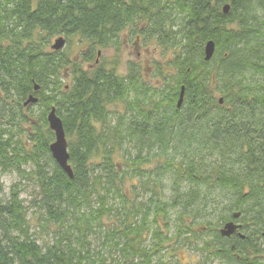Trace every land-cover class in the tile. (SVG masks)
<instances>
[{
	"label": "trees",
	"instance_id": "obj_1",
	"mask_svg": "<svg viewBox=\"0 0 264 264\" xmlns=\"http://www.w3.org/2000/svg\"><path fill=\"white\" fill-rule=\"evenodd\" d=\"M138 22L150 28H136V33L169 56L166 71L174 74H164L162 88H148L134 65L118 76L114 66L107 69L97 59L98 49H118L121 35L133 29L125 27ZM55 36L86 42L79 61H70L63 50H46ZM209 41L215 51L205 62ZM67 68L71 81L63 86L60 72ZM30 95L38 103L24 107ZM121 101L128 108L111 126L113 112L107 107ZM36 105L42 113L35 127L24 111ZM51 107L62 121L71 180L48 150L54 140L46 122ZM22 124L31 131L26 133ZM123 138L135 141L138 152L135 157L124 152L121 166L113 153ZM143 150L165 159L157 180L174 169L178 180L196 187L213 178L234 196L228 217L220 221L239 212L247 224L246 240L231 250L217 231V246L205 244L207 253L214 250L225 264H264L257 258L264 253V244L257 242L264 240V0H0V264H152L166 238L154 231L157 243L144 247L145 219L139 226L141 217L129 221L140 212L127 211L119 228L100 230L104 216L113 210L119 215V208L108 206L111 197L126 205L124 177L130 172L139 176V166L148 161ZM210 157L216 166L203 180L202 160ZM25 166L37 179L45 221L57 224L51 244H38L29 234L17 186L4 197L1 175L22 173ZM141 184L146 189L151 183ZM185 196V207L200 198L196 189ZM160 205L154 219L165 215L167 205ZM143 209L145 217L150 208ZM191 230L178 228L175 235ZM96 234L106 253L118 255L112 263H106L102 251L91 250L88 239Z\"/></svg>",
	"mask_w": 264,
	"mask_h": 264
},
{
	"label": "rangeland",
	"instance_id": "obj_2",
	"mask_svg": "<svg viewBox=\"0 0 264 264\" xmlns=\"http://www.w3.org/2000/svg\"><path fill=\"white\" fill-rule=\"evenodd\" d=\"M137 30L136 28L126 30L119 38L120 46L118 49L112 47L98 49L96 53L100 52L99 60L107 69H112L114 66L118 76H125L129 66L134 65L139 68L142 81L148 88H162L164 87V74L166 72L174 74V71L170 68H167L166 71L165 61L169 56L167 54L163 57L160 49L153 44V41H145L139 33H136ZM137 35L140 36V41L135 47L134 42ZM57 38L58 36H55L47 40L48 46L46 50L51 51L50 46ZM65 40L66 44L63 51L68 55L70 61H79V54L87 48L86 42L80 43L77 36L70 39L65 38ZM87 67V63L82 64L83 70L87 69ZM158 68H161L163 74L158 72ZM60 79L63 86L69 85L71 81L70 69L67 68L61 71ZM218 97L217 94L216 98ZM125 101L116 102L112 106L107 107L109 113L113 112V114L109 115L111 126H114L119 121L118 118L126 113L128 106ZM29 108L30 111H24V114L34 120L32 125L36 127L37 123L39 125L42 109L38 105L30 106ZM22 128H26V133L31 131V128L29 129L24 124H22ZM20 135L21 133L18 134V137ZM24 138L26 139V136ZM122 141L123 146L121 149L115 150L113 160L124 166V161L126 160L123 155L124 152L131 157H135L138 151L134 147L136 146L135 141L129 142L125 138ZM143 155L148 156V161L146 164L139 166V176H133V172H130L129 175L124 177L125 182L122 187L123 190L127 191L125 195L126 205H122L121 200L117 197H111L108 206L119 208V215L116 216V211L113 210L110 215L104 216L101 220L102 227L100 230L107 231L113 227L115 229L119 228L120 224L123 223L127 211L132 212V214L140 212L138 217L129 218V221L132 223L141 217L142 219H139L141 221L138 220L140 222L139 226L143 218L145 219V225L149 229L143 233L142 245L150 248L153 244L157 243L154 231H158L162 237L166 238L162 240L161 249H158L154 254L152 264H158L160 261L162 264H225L223 260H220L221 258L214 257V250L208 249L209 252L207 253L205 246L211 245L210 247L216 248L217 243L214 233L219 231L225 224L220 220L221 218L226 219L228 217V209L233 207L235 201L234 196L230 195L228 189H220L213 178L207 184L203 183L196 187H194L193 183L178 180L174 169L168 172V175L158 177L157 180L156 175L161 174L162 171H158L157 169L164 164V157L162 154L159 155V153L155 152L148 154L145 150H143ZM216 162L215 157L202 160L203 165L200 169L203 173H199V177L203 180L206 179L209 169L216 166ZM150 172L151 175H149ZM152 177H155V180ZM149 180L150 186L148 185L146 189H143L141 183L148 182ZM1 182L4 186L5 198H7L9 188L17 186L15 190H17L19 199L23 202L26 209L29 234L32 238L38 244H42L43 242L51 244L53 237L56 236L58 231L57 224L46 222L43 210L38 208L40 197L37 179L31 174L30 167H23L22 173L13 171L3 173L1 175ZM192 189H196L199 192L200 198L193 206L185 207V194ZM244 190L246 192V189ZM177 195H180L179 203L173 206L171 203ZM149 198H152L154 202L149 203ZM156 201L160 204L165 203L167 206H163L165 215L159 214L157 219H154L156 206L158 205L159 208L161 206ZM140 204L144 205L141 210L139 209ZM146 204L150 208V211L147 212L145 217H142L143 208ZM92 207L98 208L97 203L93 202ZM84 210L86 209L84 208ZM153 220H155L154 224ZM187 227H192V230L178 236L175 235L178 228ZM95 230L97 232L98 228H95ZM103 241L101 236L98 238V234L92 235L88 239L91 250L94 253L102 251L103 256L105 258L107 256L106 263H112V259H115L118 255L112 252L106 253L104 249L106 244ZM257 242L261 245L264 244V240L261 238ZM257 258L264 261V253Z\"/></svg>",
	"mask_w": 264,
	"mask_h": 264
},
{
	"label": "water",
	"instance_id": "obj_3",
	"mask_svg": "<svg viewBox=\"0 0 264 264\" xmlns=\"http://www.w3.org/2000/svg\"><path fill=\"white\" fill-rule=\"evenodd\" d=\"M229 10V6L225 5L222 9L223 13L226 14ZM66 41L63 37H58L53 41L50 46V49L53 51L63 50ZM215 51V45L212 41H209L205 44L203 55L204 61L209 62L213 57ZM39 89L37 85L34 86V91L36 92ZM184 88L181 87L179 96L176 102V107L179 108L183 99ZM37 98L32 95L28 96L26 101L23 103L24 107L28 105L36 104ZM219 103H222V100H219ZM46 122L48 124L49 130L54 135L53 142L50 143L48 150L51 154L52 159L58 165V167L66 174V176L71 180L73 178L72 170L68 164L69 154L67 152V142L65 138V133L62 125L61 119L57 116L55 112V108L51 107L46 115ZM240 216V213H233L232 218L237 219ZM236 226L229 222L225 223L223 227L219 230V234L221 237L228 238L230 235L234 233L236 230Z\"/></svg>",
	"mask_w": 264,
	"mask_h": 264
},
{
	"label": "flooded vegetation",
	"instance_id": "obj_4",
	"mask_svg": "<svg viewBox=\"0 0 264 264\" xmlns=\"http://www.w3.org/2000/svg\"><path fill=\"white\" fill-rule=\"evenodd\" d=\"M125 28H150V27L144 24L143 22H138L134 25H129ZM139 41H140V36L137 35L135 42H134L135 47L137 46ZM99 57H100V53H98L97 59H99ZM235 213H239V212H235ZM229 222L233 223L237 228L232 235L224 239L228 240L229 247L231 248V250H234L236 246H239L241 243L245 242L246 234L248 233L247 232L248 228H247V224L243 223V218L241 214L237 219H233L231 216V219H229L226 223H229ZM234 256L237 260L240 259L238 255L235 254Z\"/></svg>",
	"mask_w": 264,
	"mask_h": 264
},
{
	"label": "bare ground",
	"instance_id": "obj_5",
	"mask_svg": "<svg viewBox=\"0 0 264 264\" xmlns=\"http://www.w3.org/2000/svg\"><path fill=\"white\" fill-rule=\"evenodd\" d=\"M177 102V101H176ZM38 103V100H37V102H36V104ZM223 239H224V237H222Z\"/></svg>",
	"mask_w": 264,
	"mask_h": 264
}]
</instances>
